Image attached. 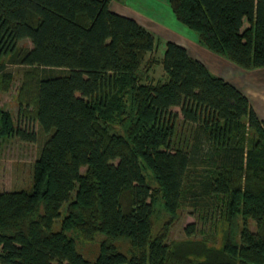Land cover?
Segmentation results:
<instances>
[{"label":"trees","instance_id":"1","mask_svg":"<svg viewBox=\"0 0 264 264\" xmlns=\"http://www.w3.org/2000/svg\"><path fill=\"white\" fill-rule=\"evenodd\" d=\"M169 2L202 45L246 69L264 67V0ZM24 39L33 46H21ZM155 47L154 35L111 9V0H0V91L12 81L9 65L28 66L20 98L48 135L32 187L0 192V264L194 260L196 250L153 235L161 198L171 219L183 206L222 211L226 242L206 247L195 264H264V119L237 85L177 42L167 43L162 59L166 78L142 82ZM115 114L118 134L102 123ZM1 115L0 153L1 135L15 129L10 114ZM187 231L194 234V224ZM72 232L106 235L95 261ZM117 238L131 242V257Z\"/></svg>","mask_w":264,"mask_h":264},{"label":"rangeland","instance_id":"2","mask_svg":"<svg viewBox=\"0 0 264 264\" xmlns=\"http://www.w3.org/2000/svg\"><path fill=\"white\" fill-rule=\"evenodd\" d=\"M111 9L134 17L156 39L155 49L146 54L142 64V82L150 84L165 79L166 73L162 59L167 43L169 41L182 43L188 47L190 54L203 61L214 75L224 77L237 85L251 98L252 105L264 112V67L246 69L231 61L227 56L217 54L202 45L198 40V33L178 19L169 0H111ZM20 45L23 47L33 46L30 39L22 40ZM8 68L13 77L9 88L0 91V121L1 112H8L15 129L1 135L0 192L32 187L34 164L48 137L34 118V108L31 102H22L20 98L24 73L29 67L12 64ZM174 110L180 111V108L175 107ZM102 123L111 133L118 134L123 131L122 119L117 114L108 119L103 118ZM17 128L28 133H36V141L31 142L19 137L16 133ZM86 169L84 167L82 171L85 172ZM147 172L149 181L154 183L153 174L150 171ZM64 212L65 207L63 208ZM221 213L219 208L202 213L193 207L183 206L171 219L165 202L161 198L156 202L152 216L153 235L157 236L164 232L168 244L172 246L179 244L181 250H196V258L203 259L198 253L205 250L206 247L221 248L226 242L229 225L222 219ZM241 223L242 220H240ZM191 224H194L195 233L190 235L187 230ZM249 227L256 231V222L252 219L249 220ZM60 228L61 219H58L54 229ZM71 235L75 239L77 249L91 261L96 260L103 241L107 240L106 235L101 233L93 239H87L78 232H72ZM113 243L120 251L129 257L132 256L134 248L127 238L114 239ZM196 258L178 264H195L196 261L199 262V259Z\"/></svg>","mask_w":264,"mask_h":264},{"label":"crops","instance_id":"3","mask_svg":"<svg viewBox=\"0 0 264 264\" xmlns=\"http://www.w3.org/2000/svg\"><path fill=\"white\" fill-rule=\"evenodd\" d=\"M182 44V43H181ZM187 49H188V47H187ZM249 97V96H248ZM249 99H250V101H251V98L249 97ZM252 104V103H251ZM253 107H254V105H252ZM254 109L256 110V112L258 113V115L262 118V119H264V112L263 111H260V110H258V108H255L254 107Z\"/></svg>","mask_w":264,"mask_h":264}]
</instances>
